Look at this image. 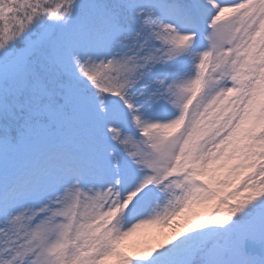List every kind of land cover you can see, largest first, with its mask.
Wrapping results in <instances>:
<instances>
[{
    "label": "snow or ice",
    "instance_id": "obj_1",
    "mask_svg": "<svg viewBox=\"0 0 264 264\" xmlns=\"http://www.w3.org/2000/svg\"><path fill=\"white\" fill-rule=\"evenodd\" d=\"M0 264H264V0H0Z\"/></svg>",
    "mask_w": 264,
    "mask_h": 264
},
{
    "label": "rangeland",
    "instance_id": "obj_2",
    "mask_svg": "<svg viewBox=\"0 0 264 264\" xmlns=\"http://www.w3.org/2000/svg\"><path fill=\"white\" fill-rule=\"evenodd\" d=\"M169 230L167 228H164V229H160V228H157V227H151L149 229H146L144 230L145 233L149 234V235H155V234H158L160 232H165L167 233ZM137 240V237H132L131 238V241L134 242ZM153 243H155V241H153ZM134 254V253H133Z\"/></svg>",
    "mask_w": 264,
    "mask_h": 264
}]
</instances>
